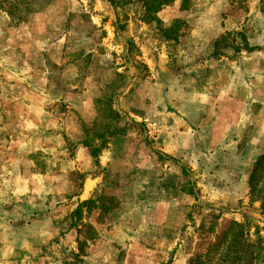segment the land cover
Here are the masks:
<instances>
[{"label":"rangeland","instance_id":"1","mask_svg":"<svg viewBox=\"0 0 264 264\" xmlns=\"http://www.w3.org/2000/svg\"><path fill=\"white\" fill-rule=\"evenodd\" d=\"M144 3L0 0V264H118L121 224L148 246L134 264H264L261 105L228 66L264 69V0H171L149 21ZM191 85L198 104L180 100ZM177 110L201 134L170 154L159 137ZM86 176L101 179L77 212ZM46 229L36 250L28 236Z\"/></svg>","mask_w":264,"mask_h":264},{"label":"crops","instance_id":"2","mask_svg":"<svg viewBox=\"0 0 264 264\" xmlns=\"http://www.w3.org/2000/svg\"><path fill=\"white\" fill-rule=\"evenodd\" d=\"M245 53H246L245 51L242 52V54H245ZM233 64H235L236 67L240 70V72L238 74L239 76H237L238 78L236 80L237 84L240 87H243V85L241 83H244L246 86L251 88L250 91L253 88H256L254 90V92H256V96H254L252 98L253 99L252 101H254V102L258 103V104L260 103V105H261V111L256 114V122L258 123L256 125H260L258 127V134H264V98L262 99V97L259 96V94L261 93V90L258 89L259 87L260 88H264V69H263V66H262L263 62L261 64V61H260V63L259 62L257 63L256 60H255L254 63L251 65V64H244L243 62L242 63H238V61H236L234 63L229 64L228 66L233 65ZM254 66H256V68H257L256 70H254L256 72L255 73H251L252 72L251 68L254 67ZM232 67H233V69H230V67H229V69L234 71V66H232ZM181 81H182V83L188 82V80H186V79H184V80L182 79ZM192 83L193 82H192V77H191V80H190L189 84H192ZM160 85H162V83H160ZM192 85H195V84H192ZM192 85L189 87V90H190V98L189 99L190 100H188L186 98H183V99H180L181 102H183L185 100L186 102L190 101L191 103L194 102V104H198V100H199L198 96H199V94L194 91L196 89H194L192 87ZM231 85L234 86L233 84H229L226 87V90L228 88L229 91H230V94H233V95L236 96L235 93H236L237 90H233L234 88L232 89ZM183 90H185V88H183ZM209 92H210V90H207L205 93L200 95L201 98H202V102L205 103L206 101H208V99L212 98V95ZM193 93L195 94L194 98H193ZM196 96H197V98H196ZM168 114L172 115L175 121H174V123H170L168 125V127L165 126L164 132H162L160 134V137H159L160 142H161V144H159L160 145V149L162 151H164L166 153H170V154H175L176 152H183L184 150H194V149H196L198 147V139H199V136L201 134L200 127L198 126V123H195L193 121V119H195L194 117H196V120L198 119L196 114H193V111H192L191 114L183 113L181 110H177V112L168 113ZM200 119H202V120L206 119L204 113L200 114ZM260 145H261V143H260ZM100 179H101V177H99V176H97V177L86 176L84 181H83V190L80 191L74 197H72L71 200L73 201V200L76 199V200L79 201V199H80L81 203H82V201H88L87 199H89L91 197V191H92L91 189H93V187L97 185V183L100 181ZM88 184H90V187H87ZM83 199H85V200H83ZM46 213H47V218H48V217H51V215L54 212H53V209H52L51 211L47 210ZM48 219H51V218H48ZM37 221H38L37 219H33L32 223L29 225L30 228L33 231L34 230L39 231L38 228H40L41 224L40 225H37V224H39L40 222L47 223L46 219H44L43 221H39V222H37ZM116 225L117 224H114L113 226H116ZM99 226L101 227L100 228V231H101L103 229L102 228L103 225H99ZM111 226H112V224H109L106 227L108 229ZM80 228H82L81 225H79V229ZM120 228H121V231L123 230V228L126 231V235L123 236L124 238H122V240L125 243L124 247L127 249V252L125 253L123 259L121 261H119L120 263H118L116 261H114V262L118 263V264H134L133 261L135 259L140 261V259H142V258L140 257V255H136V253L133 252V250H132L133 247L136 248V247H141L142 246L145 249H147L148 246L144 242H141V241L132 242V241H134V237H127V235L129 236V234H133L131 232H134V231L131 228L126 227V224H121ZM141 228L142 227H140L138 230H141ZM107 229H106V231H107ZM19 231H20V229L18 228V236H20L19 235ZM63 231L64 232H68V233H66V236H67V235H70L72 233V228L68 227L66 230H63ZM43 233L44 234L38 233L36 235L32 234L31 236L30 235L28 236V239L30 241L35 242L33 247H35L36 250L39 247H40V250H42V248L44 246H47L50 243V241H49L50 236L49 235H51V230L50 229H48V230L46 229V231L43 232ZM105 237H106L105 235L100 233V238L99 239L91 240L92 242L88 241V243H90V247L91 248H93V246L94 247H98L100 242L103 241V239ZM148 250L150 251V249H148ZM84 254H83L82 258L84 259V263L85 264H105V263H107L109 261V256H105V258L108 259V260H104L103 258L96 259V258H94V255H91V254H87V253H84ZM39 256H40L39 251L36 252L35 254H28L22 259L20 264L21 263L22 264H30L29 263L30 260H32L33 258L39 257Z\"/></svg>","mask_w":264,"mask_h":264},{"label":"trees","instance_id":"3","mask_svg":"<svg viewBox=\"0 0 264 264\" xmlns=\"http://www.w3.org/2000/svg\"><path fill=\"white\" fill-rule=\"evenodd\" d=\"M171 2V0H145V3H144V10H145V14L144 15V19L145 20H151L153 17L150 16V13L151 12H154V14H158L163 7H165L166 5H168L169 3ZM264 158V154L260 157V163L261 161L263 160ZM259 165V163H258ZM90 200L88 201H84L80 204L79 208L77 209V212H79L80 210V207H82L83 205L85 204H88ZM233 228H238L239 229V232H237L236 234L233 235V242H237L238 239L240 240V237L239 235L242 234L243 235V227H242V224L239 223V222H233L232 225ZM247 246H248V249L250 250L249 253L250 254H253L255 253V256L254 258L258 259L260 257V253L259 252H253L254 249H261V246L260 244L259 245H253L250 243V241L247 239Z\"/></svg>","mask_w":264,"mask_h":264}]
</instances>
